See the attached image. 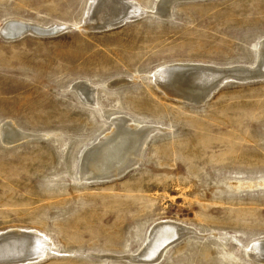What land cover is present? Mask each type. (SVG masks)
<instances>
[{"label": "rangeland", "instance_id": "rangeland-1", "mask_svg": "<svg viewBox=\"0 0 264 264\" xmlns=\"http://www.w3.org/2000/svg\"><path fill=\"white\" fill-rule=\"evenodd\" d=\"M88 1L0 0V27L71 26L0 38V121L37 137L0 141V232L46 234L53 252L34 264H146L128 258L154 224L172 221L193 233L152 264H264L247 255L264 239V187H238L264 178V79H228L198 105L154 81L172 64L252 67L264 0L177 3L169 19L156 14L160 0H134L142 17L93 31L80 24ZM78 83L96 87V108L77 97ZM124 115L155 129L137 166L109 181L80 179L83 151Z\"/></svg>", "mask_w": 264, "mask_h": 264}, {"label": "bare ground", "instance_id": "bare-ground-1", "mask_svg": "<svg viewBox=\"0 0 264 264\" xmlns=\"http://www.w3.org/2000/svg\"><path fill=\"white\" fill-rule=\"evenodd\" d=\"M167 1L173 0H164L162 4L164 5ZM170 5L171 3L167 8L165 7V10L168 9L165 11L167 19L171 17ZM141 7L134 0H89L84 12L85 18L83 17L80 24L83 23L84 30L87 28L92 31L113 28L125 20L145 13L146 11ZM70 28V25L64 23L42 26L30 21L9 19L0 27V38L12 42L29 34L36 37H52ZM215 68L217 67L213 68L200 63L166 65L156 71L154 81L159 88L171 96L199 101L209 93L207 97H210L228 79L244 80L264 75V46L262 43L257 44L256 61L250 68L238 67L239 69L233 71ZM95 88L86 83L79 84L75 86L74 92L83 103L96 108ZM133 121L134 119L125 115L112 119L111 130L93 142L81 154L77 172L80 179L87 182L109 181L112 178L122 177L132 167L137 166L143 148L155 129L141 126L137 124L138 122L135 124ZM34 137H36L34 134L24 132L12 121H0L1 143L12 147ZM44 137V135L40 136V138ZM259 186L264 187V178L238 185V187L247 188ZM186 232L193 233L178 222L160 221L151 227L139 253L134 255V258L145 263H156L163 257L166 249ZM53 246L46 234L35 229L0 232V264H34L52 254ZM247 250V255H254L257 259L264 260V239L256 241Z\"/></svg>", "mask_w": 264, "mask_h": 264}, {"label": "water", "instance_id": "water-1", "mask_svg": "<svg viewBox=\"0 0 264 264\" xmlns=\"http://www.w3.org/2000/svg\"><path fill=\"white\" fill-rule=\"evenodd\" d=\"M163 1L164 0H160L159 1V3L157 4V7H156V14L157 15H160L161 16V18H163V19H166L167 18V16H166V12L165 11H167V10H165V7L167 8V6H168V4H170L171 3V5H170V7L172 8L175 4H177V3H197V2H203V1H208V0H173L172 2L171 1H167V2H165V4L163 5L162 3H163ZM170 2V3H169ZM163 5V6H162ZM165 12V13H164ZM144 15V13L143 14H140V15H137L136 17H133V18H131V19H128V20H133V19H136V18H140V17H142ZM128 20H125L124 22H126V21H128ZM123 22V23H124ZM123 23H121V24H123ZM95 30H103V29H95ZM262 45L264 46V42L262 43ZM264 79V75H259V76H257V77H255V78H248V79H244V80H241V79H236L237 81H242V82H246V81H254V80H263ZM210 94V93H209ZM209 94H207V96L209 95ZM204 97L203 96V98L202 99H200L199 101H196V100H189V99H187V98H185V97H181L184 101H186V102H189V103H192V104H194V105H198V104H200V103H202V102H204L206 99H208L209 97ZM92 181H101V180H92ZM252 256V258L254 259V260H256V261H258V262H261V263H264V260H259V259H257L254 255H251ZM133 258V259H132ZM128 260L129 261H131V262H136V263H145V262H142V261H140V260H137V259H135L134 257H130V258H128ZM152 264V263H155V262H147L146 264Z\"/></svg>", "mask_w": 264, "mask_h": 264}]
</instances>
